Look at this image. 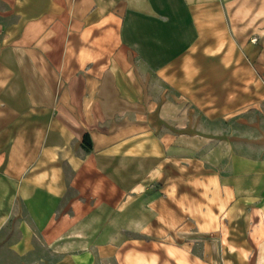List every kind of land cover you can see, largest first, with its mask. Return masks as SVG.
Here are the masks:
<instances>
[{
	"label": "crops",
	"instance_id": "crops-1",
	"mask_svg": "<svg viewBox=\"0 0 264 264\" xmlns=\"http://www.w3.org/2000/svg\"><path fill=\"white\" fill-rule=\"evenodd\" d=\"M0 264H264V0H0Z\"/></svg>",
	"mask_w": 264,
	"mask_h": 264
},
{
	"label": "built area",
	"instance_id": "built-area-1",
	"mask_svg": "<svg viewBox=\"0 0 264 264\" xmlns=\"http://www.w3.org/2000/svg\"><path fill=\"white\" fill-rule=\"evenodd\" d=\"M254 40V39H253Z\"/></svg>",
	"mask_w": 264,
	"mask_h": 264
}]
</instances>
